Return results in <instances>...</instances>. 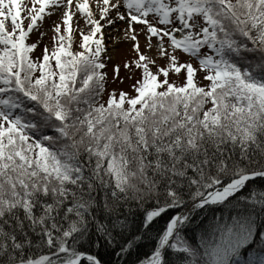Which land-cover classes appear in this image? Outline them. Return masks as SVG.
I'll return each instance as SVG.
<instances>
[{
	"label": "snow or ice",
	"instance_id": "obj_1",
	"mask_svg": "<svg viewBox=\"0 0 264 264\" xmlns=\"http://www.w3.org/2000/svg\"><path fill=\"white\" fill-rule=\"evenodd\" d=\"M101 241L264 264V0H0V264Z\"/></svg>",
	"mask_w": 264,
	"mask_h": 264
},
{
	"label": "rangeland",
	"instance_id": "obj_2",
	"mask_svg": "<svg viewBox=\"0 0 264 264\" xmlns=\"http://www.w3.org/2000/svg\"><path fill=\"white\" fill-rule=\"evenodd\" d=\"M23 3V0H22ZM54 19V17H53ZM49 21L45 20L44 24L47 27ZM81 24H83V21H80ZM115 27V26H114ZM120 32H116L113 31L112 35L109 36V30L106 28L104 29V33H105V40L108 46V52L109 54L112 56V61L111 62H118L120 61L122 58H124L126 55H128V45L126 43H123L121 41L116 40V37L119 36L122 38L123 36V24H121L120 26ZM32 38L36 39L37 38V33L33 32L32 33ZM45 40L48 39L47 36L44 37ZM121 75H123V69H121ZM111 86H122L125 89H127V85H111Z\"/></svg>",
	"mask_w": 264,
	"mask_h": 264
},
{
	"label": "trees",
	"instance_id": "obj_3",
	"mask_svg": "<svg viewBox=\"0 0 264 264\" xmlns=\"http://www.w3.org/2000/svg\"><path fill=\"white\" fill-rule=\"evenodd\" d=\"M259 183V181H256ZM215 211H220L219 208H216ZM95 239V238H94ZM85 248L92 247V252L98 254L99 258L102 259L103 264H120V261L117 259L116 253L113 250L111 245L105 246L104 242L101 241L98 246H90L85 243ZM145 248H142L140 251H145ZM136 253L134 252L127 260L124 261V264H132L133 259L135 258Z\"/></svg>",
	"mask_w": 264,
	"mask_h": 264
}]
</instances>
